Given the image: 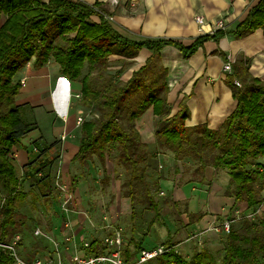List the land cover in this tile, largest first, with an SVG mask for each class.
<instances>
[{"label":"trees","instance_id":"16d2710c","mask_svg":"<svg viewBox=\"0 0 264 264\" xmlns=\"http://www.w3.org/2000/svg\"><path fill=\"white\" fill-rule=\"evenodd\" d=\"M110 15L99 0H0V17H6L0 26V183L5 191L0 194V239L9 240L17 229L16 207L21 196L20 178L10 154L33 124L24 119V106L16 101L22 87L16 74L33 59L37 68L52 59L59 64L62 75L80 81L79 103L96 109V116L81 124L74 159L86 166L97 155L105 167L107 154L117 153L130 173L125 195L131 199L133 215L136 202H142L154 210V222L162 217L146 180L152 153L136 124L148 109L166 118L165 125L156 131V144L171 151L176 164L198 163V172L209 165L227 168L230 183L226 193L253 208L255 216L242 217L240 228L232 223L222 253L202 250L185 256L169 236L165 242L168 249L142 264H264V216L256 215L264 202V79L250 72L249 58L238 57L231 62L232 69L225 79L238 101L235 110L217 128L204 123L187 125L186 97L174 111L169 100L168 68L160 54L166 44H173L187 57L208 39L217 40L228 33L243 36L255 28L264 29V0L254 5L234 30L218 28L198 36L189 46L166 37L130 38L113 26ZM143 47L153 53L129 78H118L124 66L116 73L107 72L112 55L134 58ZM223 56L229 61L227 54ZM235 80L241 85H236ZM123 118L126 123L121 121ZM39 171L29 174L31 184L54 191L50 171ZM103 249L100 238L91 241V252ZM124 254L128 260L132 258L130 244L125 245ZM0 264H13L12 256L2 249Z\"/></svg>","mask_w":264,"mask_h":264},{"label":"crops","instance_id":"0c3cea01","mask_svg":"<svg viewBox=\"0 0 264 264\" xmlns=\"http://www.w3.org/2000/svg\"><path fill=\"white\" fill-rule=\"evenodd\" d=\"M86 1L93 3L96 0ZM99 1H102L111 12L110 16L113 18L110 21L113 26L130 38L166 37L180 40L189 46L198 36L213 32L219 19H224L227 28L234 30L238 23L246 17L249 10L260 0ZM197 15L204 17L205 22L202 25L196 21ZM95 18L98 19L97 16ZM5 19V16L0 17V26ZM152 53L153 50L143 47L134 57L135 68L138 69L143 65ZM223 53L227 54L231 62L242 56L249 58L250 72L254 76L264 79V29L261 27L255 28L243 36L228 33L217 40L208 39L187 57L173 44H166L161 49V61L168 68L170 103L173 110L176 111L179 109V102L186 97L187 125L204 123L209 127L217 128L235 110L238 101L233 96L232 88L225 81L229 71L224 70L226 61ZM133 70L129 72L128 76L132 75ZM16 78L22 81V87L16 96L18 104L24 107H34L35 112L38 113L60 110L63 115H68L66 133H72L74 137L77 135V139L69 136L64 139L62 156L71 162H79L74 157L79 149L81 127L79 128L73 119L82 110L79 103L80 81L69 80L62 75L59 64L52 59L39 68L34 66V59L31 60L18 71ZM45 95L48 96L44 98ZM53 132L63 134L62 128L56 125ZM43 135L45 140L49 141L51 138L49 136L51 133L48 135L47 130L43 131ZM71 139H76V141H71ZM20 143L13 148L18 149ZM23 158L24 154L20 153L19 159ZM172 163L176 167V170L174 168L175 173L170 168ZM161 165L164 169L158 179L160 194L172 197L178 206L184 203L181 213L184 219L183 225L174 226V230L170 226L171 235L169 236L174 247L189 257L202 250L222 253L226 245L221 226L224 220L229 217L239 220L244 216L250 217L251 214H254L253 208L248 207L245 200H236L234 196L226 193L230 183L228 169L209 165L203 172H198L196 164L194 167L191 164L183 166L180 161L176 164L174 157H170L169 166ZM57 172L62 176L60 170ZM73 179L76 180L75 185ZM73 179L72 184L76 187L78 180L76 177ZM262 206L264 207V203ZM199 213L203 215L197 219L196 215ZM64 220L65 215L62 216V230L55 229L59 236H63L61 246L63 256L69 259L75 255L82 256L90 252L89 248L83 247V245H80V248L75 245L68 246V242L65 240L66 235L75 236L74 233H76L79 238H82L84 233L79 223L73 225L71 222L70 227L67 228L64 226ZM166 223L168 225L169 222L166 220ZM106 225L104 228L111 227L112 229L113 227L111 224H108L111 225L109 227ZM93 232L92 230L91 233ZM94 238L99 237L96 235ZM151 243H155V241H151ZM126 244H128L127 241ZM142 246L145 245L142 243ZM130 249H132L131 245ZM131 251L135 252L136 250L132 249ZM37 255L53 257L54 253L48 249Z\"/></svg>","mask_w":264,"mask_h":264},{"label":"rangeland","instance_id":"374dc122","mask_svg":"<svg viewBox=\"0 0 264 264\" xmlns=\"http://www.w3.org/2000/svg\"><path fill=\"white\" fill-rule=\"evenodd\" d=\"M110 58V66L107 72L116 73L118 69L124 66L123 72L118 75L119 79H127L130 77L128 76L129 72L136 69L134 58L124 57L120 54H114ZM47 96L45 95L44 98ZM95 112L96 109L94 108L82 106L79 115L83 116V120L91 119L96 116ZM79 115L73 119V122L75 120L80 128L83 121L79 124ZM23 116L25 120L33 124L23 142L18 145L19 148H12L10 154L11 160L15 164L16 174L20 178L19 191L21 196L17 199L16 207L14 225L17 229L10 235L9 239L15 235L20 236L19 249L24 257H32L48 249L54 253V257L58 255L54 244L55 241L63 243V236H59L55 229L62 230V216H64L62 215V204L64 202H67L68 216L71 218L72 224L79 223L84 233L82 238L74 233V239L68 242V246L75 245L77 248H80V245L84 247V242L91 241L96 235L103 238L108 234L111 227L104 228L105 224L122 226L126 241L133 250L165 244V239L171 235L170 226L174 230V226L183 225L184 219L181 213L184 203L178 206L172 197L160 194L158 185V179L164 169L161 164L169 166L170 157H174L171 151L160 148L156 144V131L165 125L166 118L155 116L151 109H148L137 119L136 123L142 140L147 143L148 150L152 153L147 163L146 180L150 183L151 192L160 206L162 215L161 219L154 222L155 212L148 203L136 202L135 214H132L131 199L125 195V181L130 177V173L124 163L118 159L117 153L111 156L107 154L105 167L97 155H94L86 166L79 162H71L62 156L64 139L68 136L77 139V135L74 137V134L66 133L67 122L69 121L67 114L63 115L60 110L38 113L35 112L34 107L26 106L23 109ZM121 121L126 123L125 118ZM55 125L62 128V135L53 132ZM44 130L48 131V135L51 133L49 141L45 140ZM76 139H71V141H76ZM33 148H37V150ZM20 153L24 154L22 160L19 159ZM187 163L193 167L195 164L198 165V163L190 161ZM170 168L175 173L174 163ZM36 169L40 170L39 174L50 171L54 191L43 190L31 184L29 174ZM58 170L62 172L59 180L55 177ZM73 177L78 180L76 187L72 184ZM58 184L64 187H60ZM140 186L143 187V185ZM0 194H5L1 183ZM1 205L2 201H0V226L3 219ZM259 210L262 212L260 213ZM258 211L256 215L262 217L264 215L262 204ZM104 216H107V220L104 219ZM254 216L253 214L250 215V217ZM229 218L233 220L235 227L240 228L243 218L239 220H235L234 217ZM166 220L169 222L168 225ZM39 229L41 232L37 233ZM92 230L93 233H91ZM223 234L226 237L228 233L223 230ZM90 235L92 239H90ZM151 241H155V243H151ZM142 243L145 246L139 248L138 245ZM62 254L63 249L61 247V257Z\"/></svg>","mask_w":264,"mask_h":264},{"label":"built area","instance_id":"2783aa9c","mask_svg":"<svg viewBox=\"0 0 264 264\" xmlns=\"http://www.w3.org/2000/svg\"><path fill=\"white\" fill-rule=\"evenodd\" d=\"M108 18L112 19V16H108ZM196 21L202 25L205 22V19L201 15L196 16ZM227 25L224 19H219L216 22V29L218 28H226ZM215 29V30H216ZM232 65L231 61H226L224 63V70L231 71ZM236 85H241L239 80H235ZM83 121V116L78 117V122L81 124ZM37 150V148H36ZM58 180L61 178L59 172L56 173L55 176ZM60 187H64L63 185L58 184ZM164 193V191H162ZM67 202L62 204V212L65 215L64 226L69 228L71 225V219L68 216V209L66 206ZM107 219V216H104ZM233 220L227 218L222 223V230L226 233H229L232 228ZM111 225H106L109 227ZM41 230H37V233H40ZM75 236L66 235L65 240L67 242L72 241ZM19 235H15L13 238L9 240H1L0 239V249L8 252L13 258V264H142L147 262L149 259L154 258L155 256L164 253L168 247L165 244H158L152 248L142 247L140 250H136L135 252L131 251L132 258L130 260L124 254V247L126 245L125 233L121 226H113L111 231L106 234L102 239V244L104 249L97 252H88L82 256L75 255L66 259L63 254L62 257L60 255V250L62 246V242L55 241V251L58 252V255L54 258V256H41L37 255L32 258H26L22 255L19 249V245L21 243ZM91 242L85 241L84 247L89 248ZM66 262V263H64Z\"/></svg>","mask_w":264,"mask_h":264}]
</instances>
